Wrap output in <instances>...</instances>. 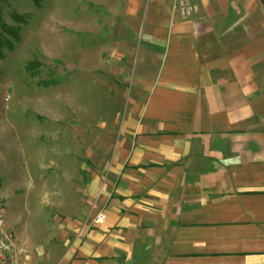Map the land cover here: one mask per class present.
I'll use <instances>...</instances> for the list:
<instances>
[{"label":"crops","instance_id":"0c3cea01","mask_svg":"<svg viewBox=\"0 0 264 264\" xmlns=\"http://www.w3.org/2000/svg\"><path fill=\"white\" fill-rule=\"evenodd\" d=\"M177 1L110 0L140 23L124 136L97 214L55 224L59 264H264V7Z\"/></svg>","mask_w":264,"mask_h":264},{"label":"rangeland","instance_id":"374dc122","mask_svg":"<svg viewBox=\"0 0 264 264\" xmlns=\"http://www.w3.org/2000/svg\"><path fill=\"white\" fill-rule=\"evenodd\" d=\"M10 4L28 20L0 58V200L12 235L59 264L55 224L97 214L124 136L140 23L112 15L110 0Z\"/></svg>","mask_w":264,"mask_h":264},{"label":"trees","instance_id":"16d2710c","mask_svg":"<svg viewBox=\"0 0 264 264\" xmlns=\"http://www.w3.org/2000/svg\"><path fill=\"white\" fill-rule=\"evenodd\" d=\"M16 0H0V58L3 57V51L10 50L14 43L19 41L20 25L26 24L28 15H19L11 7V2ZM37 7H39L41 0H31ZM2 13L16 23L15 26H8L2 19ZM38 67V63L30 62L25 65V71L33 73ZM54 82H41L42 87H49L54 85Z\"/></svg>","mask_w":264,"mask_h":264},{"label":"built area","instance_id":"2783aa9c","mask_svg":"<svg viewBox=\"0 0 264 264\" xmlns=\"http://www.w3.org/2000/svg\"><path fill=\"white\" fill-rule=\"evenodd\" d=\"M175 11L183 20L190 19L197 14L198 7L188 0H178L174 5ZM5 208L0 200V264H16V253L11 229L5 223ZM104 215L96 217L95 222H102Z\"/></svg>","mask_w":264,"mask_h":264}]
</instances>
